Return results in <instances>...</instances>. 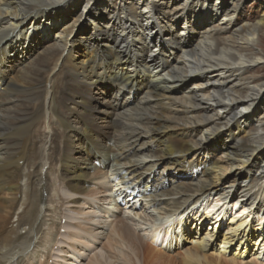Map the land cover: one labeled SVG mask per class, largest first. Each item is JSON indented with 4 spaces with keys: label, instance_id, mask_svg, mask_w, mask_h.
Instances as JSON below:
<instances>
[{
    "label": "bare ground",
    "instance_id": "obj_1",
    "mask_svg": "<svg viewBox=\"0 0 264 264\" xmlns=\"http://www.w3.org/2000/svg\"><path fill=\"white\" fill-rule=\"evenodd\" d=\"M109 1L0 0V264L62 243L61 219L79 264L123 195L157 219L112 233L151 264H264V9L235 27L247 0ZM56 196L91 204L83 228Z\"/></svg>",
    "mask_w": 264,
    "mask_h": 264
},
{
    "label": "rangeland",
    "instance_id": "obj_2",
    "mask_svg": "<svg viewBox=\"0 0 264 264\" xmlns=\"http://www.w3.org/2000/svg\"><path fill=\"white\" fill-rule=\"evenodd\" d=\"M106 1H108V0H106ZM109 3L114 4V2H112L111 0L109 1ZM262 9H264V0H247V2L243 6H241L237 16L235 17L234 20H232L231 23H233V25L235 27H238V26L240 27L245 22H250V23L254 22L255 23L256 20H258L261 17ZM175 15H177V13L173 14L171 16L175 17ZM100 22H102V23L106 22V18H103ZM180 32H181L180 25H176V27L174 28L172 33L175 35L176 34L180 35ZM85 36H88V35H85ZM194 36H197V35L191 34V36L188 38V40L192 39ZM185 37H187V35L183 34L182 39H185ZM263 40H264V38H263ZM89 42L94 44L91 40H89ZM42 46H43V44L40 43L35 48L38 50L34 49L35 51H33V52H35V53L39 52L40 50H42V48H43ZM83 47H85V46L83 45ZM80 51H81V48H80V46H78L76 49V54ZM263 51H264V44H263ZM84 54H89V53H88V51H86ZM260 66H254V68L251 69L252 73H254V75H264V71H260V69H261ZM115 79L117 80L118 76L115 77ZM131 93L132 92L129 93L127 91L126 95H130ZM98 100L101 101L102 97L101 96L98 97V99L96 101H98ZM128 106L132 107L133 105L130 102L128 104ZM216 112L217 111L213 110V113H216ZM107 123H109V125H110L111 120L108 119ZM41 127H43V126L42 125L40 126V129L42 130ZM106 144L108 146L112 147L111 142H106ZM191 157L192 156L190 154L188 156V158L191 159ZM101 172L104 173L105 175H107V178L110 181H113V178H112V175L110 172L107 173V172H104L103 170ZM253 174L257 175L256 170H254ZM181 179H183V180H180L179 182L186 181L185 177H183ZM113 185H115V184H113ZM85 186H87V184ZM7 193H9V191H4V192L0 191V196H5ZM55 193L57 195H59L57 190L55 191ZM66 202H69V201H67V199H64V200L59 199V197L56 196L55 203H52L50 205L48 204L49 206H51V207L48 206V208L51 211L55 208H59L60 210H64V211L67 210L68 212H66V213L68 215H69V213L72 212V214H74L76 221H70L69 223L72 226L76 225L78 227L83 228L85 226L84 225L85 220L91 215V213L94 210V209H92L91 204L86 202V201H81L75 205H72L69 203L67 204ZM117 203H118L119 209L115 212L113 217H111L110 219L107 220L105 229L101 231L103 235L101 236V238L99 237V239H100L99 242L98 243L92 242V240H90L88 238H86V240L91 241V243L86 242V240L84 241L85 244H90V246H92V250L91 249L85 250L84 253H83V251H79V253L82 254V255L80 254L81 258H80L79 264H90V259L92 258L93 254H97L99 252V250L105 244H110L111 245L110 247L113 246L112 248L114 251H116L115 253H117L116 255L118 256L117 260H110V262L108 261V264H151L148 261L150 259L147 257V250H148L147 248L149 247V245L146 242H144L143 245H141V244L138 245V243L135 242L137 245H133L132 247H129V245H127L125 242H120V240L113 235L112 230L115 227L121 225V222H123L130 228V230H133V231H135L136 234L141 235V234L145 233V231H143L144 229H146V231L149 232L150 227H151V223H152V221H155L157 219V216L152 212L151 209H148L147 204H145V202H143L140 199H134L133 201H131V197H130V199H129V197L124 198V195H123V197H121ZM125 203L129 204V205H127V208L124 206ZM55 212H56V210H55ZM57 215H58V210H57ZM56 217L57 216H54L53 213L49 212V213H46V215L44 216V220L47 222L46 224H48V226L51 227L52 224H54V223L58 224V222H57L58 219L56 220ZM149 218H152V219H149ZM66 221H67L66 219H61L60 225L58 227L59 230H58V228H56V229L52 228L53 233L55 234L56 242L59 241L62 243L55 244V242H53L52 245L48 248L47 253L44 250H42V251L40 250V253L37 255V258L34 259L32 264H68L69 263L68 259L70 260V258H72L71 255H75L76 251H75V253H72L68 249V247L71 246L70 249H72L74 247V240L79 236L75 235V230L61 229V227H62L61 224L63 223V225H64L66 223ZM207 226H208V224H207ZM141 236L144 237V235H141ZM108 239H109V242H108ZM110 240L112 242H110ZM114 242L115 243L119 242V243L114 245ZM93 245H95V248ZM108 250L110 251V248H108ZM45 257H47V258H45ZM175 260H178V259H175ZM155 264H156V262H155Z\"/></svg>",
    "mask_w": 264,
    "mask_h": 264
}]
</instances>
